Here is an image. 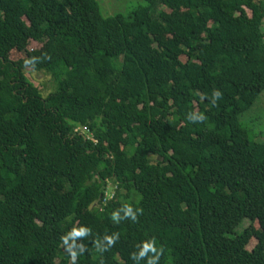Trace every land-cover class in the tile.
<instances>
[{
	"label": "trees",
	"instance_id": "trees-1",
	"mask_svg": "<svg viewBox=\"0 0 264 264\" xmlns=\"http://www.w3.org/2000/svg\"><path fill=\"white\" fill-rule=\"evenodd\" d=\"M35 42L46 96L11 57ZM263 91L264 0H0V264H71L74 227L75 264H264Z\"/></svg>",
	"mask_w": 264,
	"mask_h": 264
},
{
	"label": "rangeland",
	"instance_id": "rangeland-1",
	"mask_svg": "<svg viewBox=\"0 0 264 264\" xmlns=\"http://www.w3.org/2000/svg\"><path fill=\"white\" fill-rule=\"evenodd\" d=\"M98 2L102 13L106 16H111L117 13H126L131 8L143 3L144 0H98ZM248 13L251 14L250 10H248ZM59 45L60 41L56 40L55 48L57 49ZM40 48L41 44L35 42L29 46L28 52H14L11 54V57L15 60H19V64L25 68L29 79L34 82L41 89L43 95L46 96L54 90L55 83L50 74L36 70L35 65L42 60V57L37 52H35V54H30L31 51H39ZM183 59L186 60V57ZM240 120L242 124L251 131L252 137L255 140L264 142V91L260 94L254 106L241 115ZM253 223L258 227L256 222ZM250 224L251 220L245 218L237 227L236 232H241ZM256 244L257 240L255 238L252 239L249 248H254Z\"/></svg>",
	"mask_w": 264,
	"mask_h": 264
},
{
	"label": "clouds",
	"instance_id": "clouds-1",
	"mask_svg": "<svg viewBox=\"0 0 264 264\" xmlns=\"http://www.w3.org/2000/svg\"><path fill=\"white\" fill-rule=\"evenodd\" d=\"M220 96H221V93L219 91L213 92L212 94L213 103H215V101L219 99ZM192 119L193 120H204L205 117L203 115H196V116H193ZM121 211L124 213V217H131L133 220L136 219V215L133 212L132 207L125 205L120 210L112 213L111 218L114 222H119V220L123 219V217H120ZM88 233H89V229L86 227H79V228L74 227L70 232L67 233V235L61 237V240L63 241V244L66 247V251L70 256L71 264H75L77 255L84 251L83 245H79V246L75 245V242H74L75 238L87 236ZM117 238H118V235L113 234L112 236H105L104 240L107 241L108 246H111L113 243H115ZM70 239L73 240V243L71 244L68 243ZM154 245H155L154 240L144 242L138 254H134L132 256V259L138 262L140 258L144 257L146 254L155 253V256H149L147 264H157V260L160 257V253L162 249H158ZM97 248L98 250H103L99 241L97 242Z\"/></svg>",
	"mask_w": 264,
	"mask_h": 264
}]
</instances>
